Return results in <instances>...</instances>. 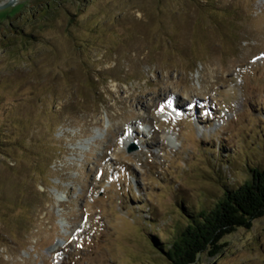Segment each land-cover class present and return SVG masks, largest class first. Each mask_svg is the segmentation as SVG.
<instances>
[{
	"label": "rangeland",
	"instance_id": "rangeland-1",
	"mask_svg": "<svg viewBox=\"0 0 264 264\" xmlns=\"http://www.w3.org/2000/svg\"><path fill=\"white\" fill-rule=\"evenodd\" d=\"M253 168L264 0H0V264H170ZM223 242L196 264H264V217Z\"/></svg>",
	"mask_w": 264,
	"mask_h": 264
},
{
	"label": "trees",
	"instance_id": "trees-1",
	"mask_svg": "<svg viewBox=\"0 0 264 264\" xmlns=\"http://www.w3.org/2000/svg\"><path fill=\"white\" fill-rule=\"evenodd\" d=\"M213 204L200 208L193 202L182 207L185 221L165 242H153L170 264H196L200 256L216 257L227 247L223 239L239 228L250 229L264 217V168L250 170L249 179L226 185Z\"/></svg>",
	"mask_w": 264,
	"mask_h": 264
},
{
	"label": "bare ground",
	"instance_id": "bare-ground-1",
	"mask_svg": "<svg viewBox=\"0 0 264 264\" xmlns=\"http://www.w3.org/2000/svg\"><path fill=\"white\" fill-rule=\"evenodd\" d=\"M167 98H168V96H165L164 98H162V99L159 100V101H163V100H165V99H167ZM176 106H177V107H182L183 104H182V102H181L180 100H177V99H176ZM137 134L140 135L139 132H137Z\"/></svg>",
	"mask_w": 264,
	"mask_h": 264
}]
</instances>
